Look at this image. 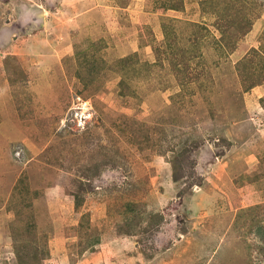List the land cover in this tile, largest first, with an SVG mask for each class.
<instances>
[{"label":"rangeland","instance_id":"rangeland-1","mask_svg":"<svg viewBox=\"0 0 264 264\" xmlns=\"http://www.w3.org/2000/svg\"><path fill=\"white\" fill-rule=\"evenodd\" d=\"M261 99L264 0H0V264H264Z\"/></svg>","mask_w":264,"mask_h":264},{"label":"trees","instance_id":"trees-1","mask_svg":"<svg viewBox=\"0 0 264 264\" xmlns=\"http://www.w3.org/2000/svg\"><path fill=\"white\" fill-rule=\"evenodd\" d=\"M242 66H244V64ZM244 67L245 68H241V70L238 69V75L241 76L242 79L248 78L250 80L248 85H244L245 90H248V89H251L257 85V79H256L257 76L251 77L250 74H251V71H253V70L249 69V67H247V66H244ZM244 71H246V72H244ZM261 100H262V102L264 101L263 99H261ZM79 202L80 201H76L77 206H79Z\"/></svg>","mask_w":264,"mask_h":264},{"label":"crops","instance_id":"crops-1","mask_svg":"<svg viewBox=\"0 0 264 264\" xmlns=\"http://www.w3.org/2000/svg\"><path fill=\"white\" fill-rule=\"evenodd\" d=\"M254 192V191H253ZM233 197L235 198V200H237L236 199V195H235V193H233ZM218 196V195H217ZM217 198V197H216ZM221 198V197H220ZM220 198H218L217 200H219ZM254 198L256 199V200H258V199H260V196L258 195V193H256V192H254ZM210 202V201H209ZM233 203V202H232ZM231 203V204H232ZM260 203H262V201L261 202H257V203H255V204H260ZM234 204V203H233ZM227 206H225V208H226Z\"/></svg>","mask_w":264,"mask_h":264}]
</instances>
